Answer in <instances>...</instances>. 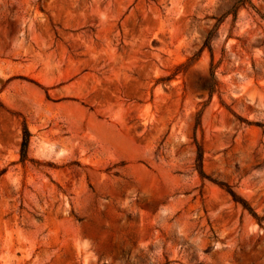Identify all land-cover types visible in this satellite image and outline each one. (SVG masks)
I'll use <instances>...</instances> for the list:
<instances>
[{"label":"rangeland","instance_id":"rangeland-1","mask_svg":"<svg viewBox=\"0 0 264 264\" xmlns=\"http://www.w3.org/2000/svg\"><path fill=\"white\" fill-rule=\"evenodd\" d=\"M237 1L0 0V264H264V0Z\"/></svg>","mask_w":264,"mask_h":264},{"label":"trees","instance_id":"trees-1","mask_svg":"<svg viewBox=\"0 0 264 264\" xmlns=\"http://www.w3.org/2000/svg\"><path fill=\"white\" fill-rule=\"evenodd\" d=\"M248 2L251 3V0H238L235 4V7L239 8L241 5H244ZM235 14H237V12ZM203 47H209L211 49V39L210 38H208L205 41V44ZM205 77H206V82H207L206 89L209 91L210 96H212L213 93L215 92L217 86H218L216 71H215V68L213 66H212L209 74H206ZM199 125H200V121L198 120L196 123V127H198ZM30 139H31V132L29 131V129L25 123L22 142H21V159H22V161H25L28 159V150H29V145H30ZM197 169L199 170V173L202 177L208 176L204 170V167H203V150H202V147L200 145H198ZM228 191L233 196L235 201L241 202L245 208H248L247 202L242 197H240L232 188L228 187ZM253 214H254V216H257V214L255 212H253Z\"/></svg>","mask_w":264,"mask_h":264}]
</instances>
